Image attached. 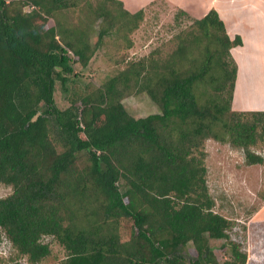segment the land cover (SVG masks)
<instances>
[{
    "label": "trees",
    "instance_id": "1",
    "mask_svg": "<svg viewBox=\"0 0 264 264\" xmlns=\"http://www.w3.org/2000/svg\"><path fill=\"white\" fill-rule=\"evenodd\" d=\"M80 8L69 25L66 14ZM144 18L145 9L132 13L119 0H0V185L12 190L0 198V232L30 264H221L212 246L221 240L222 264H247L230 238L233 221L215 211L205 143L263 165L252 148L264 141V111L232 109L231 49L242 41L219 14L179 10L191 24L166 56L122 61L99 85L77 80L75 65L88 67L103 45L131 47ZM57 82L69 95L65 109ZM133 92L158 112H128L122 101ZM47 237L63 251L51 263Z\"/></svg>",
    "mask_w": 264,
    "mask_h": 264
},
{
    "label": "rangeland",
    "instance_id": "2",
    "mask_svg": "<svg viewBox=\"0 0 264 264\" xmlns=\"http://www.w3.org/2000/svg\"><path fill=\"white\" fill-rule=\"evenodd\" d=\"M119 1L123 3L122 0ZM126 1V8L129 11L133 10L132 12L139 10L140 4L144 3L147 7L151 2L155 3L147 8L144 7V20L135 31L128 35V39L132 42L131 47H126L127 40L119 39V45H103L93 56L88 67L82 68L80 65H75V70L80 76L77 80L82 85L88 83L99 85L108 75L122 68L126 61H135L157 51L161 56H166L175 48L177 43L175 36L191 24V20L186 18L178 20L177 11L185 10L192 18H201L203 15L199 13L202 16H198L196 9L210 0ZM98 3L99 0H91L93 6ZM112 8H116L115 5H112ZM82 14L81 8L69 11L66 14V20L69 25L77 24ZM94 24L96 36L101 20ZM249 65L253 66V71L249 70L246 74L256 76L258 73L255 70V64L250 62ZM68 96L62 91L61 84L57 82L55 101L60 109L69 106ZM122 103L135 117H146L158 112L157 106L145 92L127 94ZM205 147L208 155L206 159L208 187L215 201V211L233 221L232 230L229 232L230 238L241 243L246 250L247 264H264V227L251 225L256 221H264V199L260 197V193H264V164L248 166L242 149H236L229 144H221L212 139L206 141ZM252 150L264 157V141ZM86 160V153H80V166H83ZM11 191V187L0 185V198L8 196ZM44 242L50 243L52 249L51 256L46 262H53L56 256L62 257L63 251L54 240L47 237ZM212 246L217 260L222 264L229 256L226 242L215 241L212 242ZM0 264H30L26 257L18 255L2 232H0Z\"/></svg>",
    "mask_w": 264,
    "mask_h": 264
},
{
    "label": "crops",
    "instance_id": "3",
    "mask_svg": "<svg viewBox=\"0 0 264 264\" xmlns=\"http://www.w3.org/2000/svg\"><path fill=\"white\" fill-rule=\"evenodd\" d=\"M122 1L124 8L127 9L125 5L127 1ZM263 5L264 0H210L196 9L198 16H205L210 10H215L224 22L230 38L234 39L236 36L241 38L242 44L231 49V55L237 64L232 100V109L235 111H264ZM144 7L147 8L146 4H140L139 10L145 9ZM250 62L255 64V70L258 73L256 76L246 74L249 70L253 71V66L249 65Z\"/></svg>",
    "mask_w": 264,
    "mask_h": 264
},
{
    "label": "water",
    "instance_id": "4",
    "mask_svg": "<svg viewBox=\"0 0 264 264\" xmlns=\"http://www.w3.org/2000/svg\"><path fill=\"white\" fill-rule=\"evenodd\" d=\"M39 114H37L34 118H33V121H35L37 119Z\"/></svg>",
    "mask_w": 264,
    "mask_h": 264
}]
</instances>
